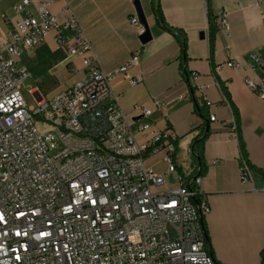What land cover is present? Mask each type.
Listing matches in <instances>:
<instances>
[{
	"label": "built area",
	"instance_id": "obj_1",
	"mask_svg": "<svg viewBox=\"0 0 264 264\" xmlns=\"http://www.w3.org/2000/svg\"><path fill=\"white\" fill-rule=\"evenodd\" d=\"M57 1L21 0L11 8L20 16L15 25L0 29V264H220L206 245L201 217L211 208L202 198V176L179 169L170 127L158 129L143 105L129 115L115 92L121 79L132 86L143 81L129 75L140 52L105 70L70 5L52 10ZM248 3L260 7L264 0ZM228 16L225 9L216 16L227 32ZM129 22L145 33L138 15ZM52 34L56 48L80 59L81 69L69 65L82 76L51 97L39 86L27 88L35 101L28 105L23 88L32 74L17 58ZM251 56L263 77L245 83L264 101V61ZM204 89L196 85L194 94L210 105ZM232 128L237 132L236 123ZM155 155L159 160L149 163ZM240 177L257 189L243 149Z\"/></svg>",
	"mask_w": 264,
	"mask_h": 264
},
{
	"label": "crops",
	"instance_id": "obj_2",
	"mask_svg": "<svg viewBox=\"0 0 264 264\" xmlns=\"http://www.w3.org/2000/svg\"><path fill=\"white\" fill-rule=\"evenodd\" d=\"M20 1H4L1 30L12 28L19 19L11 8ZM67 3L85 27L105 70L119 68L134 52H140L139 65L131 68L129 75L140 74L143 81L136 86L127 79L118 81L115 92L120 104L132 116L137 113L135 105H143L152 110L147 119L158 129L170 127L177 136L178 167L192 175L199 174L192 147L202 119L195 111L191 88L205 86L214 119L204 145L201 190L211 208L205 221L214 258L220 264H259L264 249V175L260 172L264 171V101L245 80L263 77L262 65L253 66L251 55L256 53L264 61V5L249 6L248 0H160L167 23L187 35L185 77L180 44L174 34L157 24L152 0H139L152 36L145 44L137 26L129 22L131 16L138 15L134 0H60L51 8L57 12ZM224 9L229 12L230 31L218 28L212 52L210 25ZM3 14L8 15V21L2 19ZM53 36L44 43L56 48ZM66 55L62 65L70 71L69 64L74 62L81 69L78 57ZM192 73L199 75L197 80ZM72 75L73 84L82 71ZM195 97L198 99L200 93ZM234 123L237 132L232 128ZM242 149L254 170L257 189L241 181ZM214 160L218 162L213 164Z\"/></svg>",
	"mask_w": 264,
	"mask_h": 264
},
{
	"label": "rangeland",
	"instance_id": "obj_3",
	"mask_svg": "<svg viewBox=\"0 0 264 264\" xmlns=\"http://www.w3.org/2000/svg\"><path fill=\"white\" fill-rule=\"evenodd\" d=\"M5 0H0V16L2 14L1 7ZM20 64L30 69L32 77L25 81L23 95L28 103H35L34 97L29 93L27 88L39 86L46 97L67 89L72 84L73 75L69 69L62 63L67 60L66 53L61 49H56L52 44L46 42L36 47L26 50L17 58ZM160 155L152 156L148 159L149 163L159 160ZM160 172L165 170L164 164L157 166Z\"/></svg>",
	"mask_w": 264,
	"mask_h": 264
},
{
	"label": "trees",
	"instance_id": "obj_4",
	"mask_svg": "<svg viewBox=\"0 0 264 264\" xmlns=\"http://www.w3.org/2000/svg\"><path fill=\"white\" fill-rule=\"evenodd\" d=\"M152 8L156 16L157 24L162 29L169 31L176 36L180 44V49H181L180 50V62H181L180 66L183 70L184 76L188 77V72L185 69V64L188 58L187 56L188 39H187L186 33L183 30L174 28L167 23L164 17L162 8H161L160 0H152ZM217 30H218L217 24L211 23L210 25V45H211L212 52L214 50L215 34ZM191 94H192V100L195 105V111L197 115L202 119V123L200 127L198 128V134L193 141V160L198 165L199 175H202L205 172L204 145L210 133V124L212 120H211L210 113H209V108H208L209 105H207L206 103H203V104L198 103V99L195 97V94H194V88H191ZM234 111H235L236 116H238V111L235 107H234ZM260 172H262L264 175V171L260 170ZM200 201H201V197H196L194 200L195 203H200ZM202 224L204 227V233L206 237V245L209 250L207 239H210V237H209V232L207 229V224L205 221V216L202 218ZM211 249L213 253L212 245H211ZM262 256H264V249L262 250Z\"/></svg>",
	"mask_w": 264,
	"mask_h": 264
},
{
	"label": "water",
	"instance_id": "obj_5",
	"mask_svg": "<svg viewBox=\"0 0 264 264\" xmlns=\"http://www.w3.org/2000/svg\"><path fill=\"white\" fill-rule=\"evenodd\" d=\"M134 3L136 5V10H137V13H138V16L140 17L141 19V22L144 24L145 26V33H143L142 35H140V40L143 44L147 43L148 41L151 40V33H150V29H149V26H148V23L146 21V18L142 12V8H141V5L139 3V0H134ZM203 36V34H202ZM208 130V128H207ZM192 154H193V147H192ZM203 218V217H201ZM208 241V246H209V252L210 254L213 256V253H212V249H211V242H210V239H207Z\"/></svg>",
	"mask_w": 264,
	"mask_h": 264
}]
</instances>
